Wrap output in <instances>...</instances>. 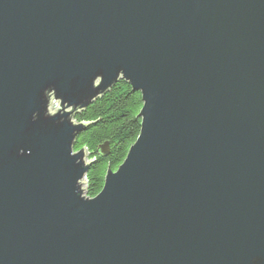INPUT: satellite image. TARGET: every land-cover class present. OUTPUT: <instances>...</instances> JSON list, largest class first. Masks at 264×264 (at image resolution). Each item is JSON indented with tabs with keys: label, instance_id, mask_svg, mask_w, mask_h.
<instances>
[{
	"label": "water",
	"instance_id": "95a60500",
	"mask_svg": "<svg viewBox=\"0 0 264 264\" xmlns=\"http://www.w3.org/2000/svg\"><path fill=\"white\" fill-rule=\"evenodd\" d=\"M121 79L89 197L75 115ZM0 264H264V0H0Z\"/></svg>",
	"mask_w": 264,
	"mask_h": 264
},
{
	"label": "trees",
	"instance_id": "16d2710c",
	"mask_svg": "<svg viewBox=\"0 0 264 264\" xmlns=\"http://www.w3.org/2000/svg\"><path fill=\"white\" fill-rule=\"evenodd\" d=\"M143 104L141 91H135L121 79L75 115L77 121L85 122L75 149L85 148L91 162L85 182L87 196H96L104 186L108 170H117L124 162L141 132L142 119L137 116ZM105 143L107 153L102 150Z\"/></svg>",
	"mask_w": 264,
	"mask_h": 264
},
{
	"label": "built area",
	"instance_id": "2783aa9c",
	"mask_svg": "<svg viewBox=\"0 0 264 264\" xmlns=\"http://www.w3.org/2000/svg\"><path fill=\"white\" fill-rule=\"evenodd\" d=\"M56 110H57V108H56V107L53 108V106H52V111H56ZM87 153H88V152H87ZM88 157H89V156H88V154H87L86 160H87V161H90ZM84 180L86 181V177H85Z\"/></svg>",
	"mask_w": 264,
	"mask_h": 264
},
{
	"label": "rangeland",
	"instance_id": "374dc122",
	"mask_svg": "<svg viewBox=\"0 0 264 264\" xmlns=\"http://www.w3.org/2000/svg\"><path fill=\"white\" fill-rule=\"evenodd\" d=\"M58 106H59V102H56V103H54V105H53V108H58Z\"/></svg>",
	"mask_w": 264,
	"mask_h": 264
}]
</instances>
